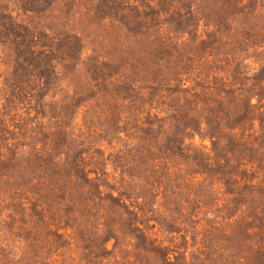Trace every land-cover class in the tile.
Returning a JSON list of instances; mask_svg holds the SVG:
<instances>
[{
    "label": "rangeland",
    "instance_id": "obj_1",
    "mask_svg": "<svg viewBox=\"0 0 264 264\" xmlns=\"http://www.w3.org/2000/svg\"><path fill=\"white\" fill-rule=\"evenodd\" d=\"M0 264H264V0H0Z\"/></svg>",
    "mask_w": 264,
    "mask_h": 264
}]
</instances>
